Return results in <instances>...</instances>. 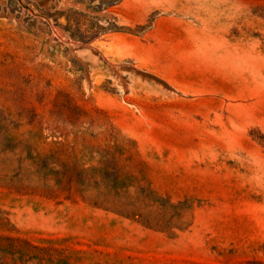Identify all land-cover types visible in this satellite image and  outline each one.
<instances>
[{
    "label": "rangeland",
    "instance_id": "1",
    "mask_svg": "<svg viewBox=\"0 0 264 264\" xmlns=\"http://www.w3.org/2000/svg\"><path fill=\"white\" fill-rule=\"evenodd\" d=\"M0 264H264V0H0Z\"/></svg>",
    "mask_w": 264,
    "mask_h": 264
},
{
    "label": "bare ground",
    "instance_id": "2",
    "mask_svg": "<svg viewBox=\"0 0 264 264\" xmlns=\"http://www.w3.org/2000/svg\"><path fill=\"white\" fill-rule=\"evenodd\" d=\"M4 1V0H3Z\"/></svg>",
    "mask_w": 264,
    "mask_h": 264
}]
</instances>
